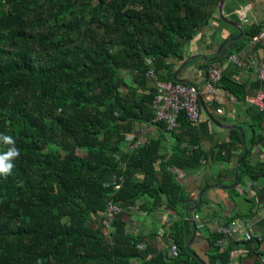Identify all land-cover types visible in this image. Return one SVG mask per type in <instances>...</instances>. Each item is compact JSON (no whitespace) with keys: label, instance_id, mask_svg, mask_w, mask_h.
I'll list each match as a JSON object with an SVG mask.
<instances>
[{"label":"trees","instance_id":"16d2710c","mask_svg":"<svg viewBox=\"0 0 264 264\" xmlns=\"http://www.w3.org/2000/svg\"><path fill=\"white\" fill-rule=\"evenodd\" d=\"M200 3L0 0V156L12 148L19 152L6 161L10 171L0 174V264H200L186 250L188 197L174 174L204 166L206 153L194 126L180 115L171 156L162 154L159 138L131 154L126 150L128 136L154 117L143 106L154 96H137L150 81L146 73L152 69L157 81L174 83L170 61L183 59V45L202 23ZM233 76L227 68L220 87L243 102L248 84ZM254 114L248 155L263 140L256 129L264 114ZM231 134L229 144L218 146L222 163L243 147L241 133ZM4 136L14 144H6ZM262 172L247 156L239 184ZM113 175L125 179L118 192L109 186ZM109 201L124 213L104 232L100 214ZM143 201L141 213H176L168 230L179 251L175 260L166 252L147 260L139 248L142 239L127 232L130 214ZM206 234L210 258L230 264L235 245L221 252L220 236Z\"/></svg>","mask_w":264,"mask_h":264},{"label":"crops","instance_id":"0c3cea01","mask_svg":"<svg viewBox=\"0 0 264 264\" xmlns=\"http://www.w3.org/2000/svg\"><path fill=\"white\" fill-rule=\"evenodd\" d=\"M220 1L201 0L203 21L191 39L183 45V59L170 62L175 66L173 74L180 69L184 62H187L184 69L179 71L176 79L195 85L208 112L222 126H235L243 129L248 144L252 140L250 127L254 125L255 111L246 107L245 99L243 102L237 101L220 86L214 96L209 95L203 85L206 71H194L192 68H205V70L207 66H209L208 70L220 68L225 61V59L223 60L224 57L244 52L245 66L238 68L231 65L229 67L235 73V76L232 77L233 81L248 84L245 98L253 96L262 87L258 85L256 72L263 64L264 58L263 51L259 46L248 47L250 39L246 33L250 30H260L264 25V0H225L222 7L223 17L227 21L239 25L241 34L233 26L224 24L220 20L218 13ZM238 36L241 39L234 43L228 42L222 49L221 59L214 60L220 46L225 41ZM218 61H222L221 64L216 63ZM125 78L126 83L130 87H134L131 76L125 75ZM154 89V83L147 81L146 87L137 95L138 99L153 97ZM143 106L145 110L153 113L151 101L149 104H143ZM144 128L146 130L142 132V135L148 140L159 138L164 151L162 154L171 156L172 149L177 144L174 137L161 127L157 129L143 124L137 126L135 135L139 136ZM194 128V132L199 134L200 145L206 153V159L203 168L198 172L187 174L180 170L183 178L179 180V184L187 192L188 197L186 211L187 208H193L194 204L199 203V196L205 188L219 185L232 186L235 181V168L244 154V146L242 148L236 147L230 162L222 163L217 159L218 146L231 142L233 129H226L213 124L203 111H201L198 126ZM256 130V135L262 137L263 140L249 151L250 155L248 156L250 161L258 164L259 168L263 170L261 176L256 179H247L244 185L239 184L238 189H241L242 193L238 189L207 191L203 196V206L191 213L192 218L199 215L206 222L217 221L223 225L234 224L236 226L238 236L234 243L235 249L228 259L230 264H264V122ZM182 147L185 148L187 145L184 144ZM246 199L253 200L254 204L248 205ZM144 203V201L139 202L138 207ZM250 207H252L251 211H249ZM248 213L250 216L246 219L236 218L239 214ZM176 219V213L173 215L171 211L161 210L154 213L134 211L130 214L129 222L131 223H129L127 232L142 239L139 248L147 260L164 252L167 256L172 243L168 239V230ZM185 226L189 242L193 236V227L188 221H186ZM205 232L209 233L208 231L197 230L196 239L191 247L192 252L202 258L206 264H217L210 258L211 247ZM246 233L252 235L250 241H246ZM132 264L138 263L133 262Z\"/></svg>","mask_w":264,"mask_h":264},{"label":"built area","instance_id":"2783aa9c","mask_svg":"<svg viewBox=\"0 0 264 264\" xmlns=\"http://www.w3.org/2000/svg\"><path fill=\"white\" fill-rule=\"evenodd\" d=\"M259 46L263 51L264 58V25L261 27L259 32L250 38L248 41V47ZM244 52L238 55H230L224 61L220 68H210L206 73V78L204 80V88L207 93L214 96L219 88L222 80V73L229 66L244 67ZM150 63V62H149ZM151 64V63H150ZM257 81L261 84V88L256 91L253 96L245 98L246 107L251 108L258 114H264V62L261 67L257 70ZM146 77L154 83V98L152 102V110L154 117L148 126H153L158 129V125H163L165 130L169 134L177 133L179 130V118L182 113L186 114L188 121L197 127L200 122L201 111L198 103L199 90L195 85H184L172 82H159L157 81L156 75L153 70H148ZM146 129L141 130L139 136L131 135L128 136L126 150L128 154H131L142 148L150 142L148 138L142 135ZM205 162H203L204 164ZM125 170V165L123 166ZM174 174L179 182L183 178V174L180 170L175 169ZM125 179L123 176L113 175L110 178L109 186L113 187L114 192H118L122 189ZM239 188V187H238ZM237 188V189H238ZM242 193L241 189H238ZM133 211H139V207H136ZM124 211L122 208L113 201H109L106 210L100 214L102 219L101 228L104 232H111L112 222L119 216L123 215ZM174 215V212L171 211ZM175 217V216H174ZM193 220L196 223L197 230L199 231H209L213 234L220 236V240L216 242V246L221 250V252L226 251L230 245L237 241L238 230L236 226L233 225H223L220 222H206L199 215L194 216ZM129 226V224H128ZM128 226L127 229L128 230ZM246 241L252 239L250 233L245 234ZM171 247L167 253V258L170 260H175L179 251L178 248L171 243Z\"/></svg>","mask_w":264,"mask_h":264},{"label":"water","instance_id":"95a60500","mask_svg":"<svg viewBox=\"0 0 264 264\" xmlns=\"http://www.w3.org/2000/svg\"><path fill=\"white\" fill-rule=\"evenodd\" d=\"M224 2H225V0H221L220 1V7L218 8V13H219V16H220V20L224 23V24H227V25H230V26H233L235 29H237L238 30V32L241 34V29L239 28L240 26L239 25H237V24H233L232 22H229V21H227L226 19H224V17H223V14H222V7H223V4H224ZM239 39H241V37L240 36H238V37H236V38H234V39H232V40H229V41H225L221 46H220V48H219V50H218V52H217V54H216V57H215V59L214 60H216V59H221V52H222V49L225 47V45L228 43V42H236V41H238ZM201 59H203V58H201ZM214 60H212V61H214ZM186 64H187V62H184V64H182V66L180 67V69L177 71V72H175L174 74H173V82L174 83H178V84H184V85H190V86H192L191 85V83H189V82H187V81H180V80H178V79H176V76L178 75V73H179V71L180 70H182V69H184V67L186 66ZM192 70H197V71H202V70H204L205 71V68H192ZM198 103H199V107H200V110H202L208 117H209V120L213 123V124H215V125H217V126H220V127H224V128H226V129H233V130H237V131H239L240 133H241V135H242V140H243V146H244V154H243V156L240 158V160L238 161V163H237V167L235 168V181H234V184L232 185V186H230V187H225V186H211V187H207V188H205L202 192H201V194H200V196H199V203H197V204H194V207L193 208H187V211H186V214H185V216H186V220L192 225V227H193V236L191 237V240L187 243V245H186V250L188 251V252H190L195 258H196V260H198V262L200 263V264H206L203 260H202V258H200V257H198L195 253H193L192 252V249H191V247H192V244L194 243V241H195V239H196V236H197V226H196V223H195V221L193 220V218H192V216H191V213H194L195 211H197L201 206H203V196L205 195V193L207 192V191H209V190H212V189H221V190H234V189H237L238 187H239V169H240V167H241V165H242V163H243V161H244V159L248 156V146H247V140H246V134L244 133V131H243V129H241V128H239V127H235V126H222V125H220L219 124V122L216 120V118L212 115V114H210L209 112H208V110L206 109V107H205V105H204V103L202 102V100H201V98L199 97L198 98Z\"/></svg>","mask_w":264,"mask_h":264},{"label":"clouds","instance_id":"9594fccd","mask_svg":"<svg viewBox=\"0 0 264 264\" xmlns=\"http://www.w3.org/2000/svg\"><path fill=\"white\" fill-rule=\"evenodd\" d=\"M3 141L9 145L14 144V140L10 136H4ZM18 155V150L12 148L4 156H0V174H6L10 171V169L12 168V164L6 163V161H9L11 158L16 157Z\"/></svg>","mask_w":264,"mask_h":264}]
</instances>
